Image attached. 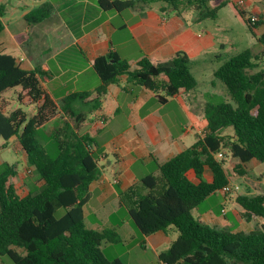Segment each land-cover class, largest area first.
<instances>
[{
    "label": "trees",
    "instance_id": "trees-1",
    "mask_svg": "<svg viewBox=\"0 0 264 264\" xmlns=\"http://www.w3.org/2000/svg\"><path fill=\"white\" fill-rule=\"evenodd\" d=\"M229 3L231 0H99L105 11L160 4L161 13L174 12L182 17L190 10L198 23L216 20ZM233 5L255 34L257 23L252 24L247 12ZM1 16L0 12V34L4 30ZM50 16V6L44 5L25 18L35 24ZM258 40L264 43V34ZM255 58L246 49L215 70L214 77L224 84L231 102H207L205 135L167 162L157 164L159 175L144 177L121 197V204L142 235L170 228L178 231L176 240L159 254L161 264H264V223L248 233L233 232L213 228L193 215L207 198L229 185L226 156L239 161L234 170L242 177L249 176L242 164L252 160L264 163V69L252 71L259 66ZM192 64L184 51L164 62L145 57L136 65L113 52L100 56L93 63L101 81L93 110L100 108L109 86L122 76L155 94L163 91L165 96L158 97L161 103L181 91H192L198 84ZM161 75L167 79L163 85L158 82ZM40 76L38 69L25 70L14 56L0 53V95L20 87L36 105L31 117L20 108L5 114L0 107V141L5 146L12 138L18 140L27 164L41 183L20 196L11 181L17 170L8 163L0 164V264L6 260L10 264H123L119 259L109 261L102 251L103 244L123 242L119 231L93 230L85 223L90 185L102 175L101 149L90 134L77 132L70 121L76 125L85 121L86 115L75 104L92 93H73L57 104L46 95ZM59 118L67 121L42 134ZM227 128L234 130V136L221 134ZM220 152L226 156L219 158ZM206 168L212 172L211 182L203 180ZM189 171L200 179L198 184L189 179ZM254 186L257 195H240L236 202L242 208V218L264 220V192L258 183ZM58 208L65 210L60 218L56 217Z\"/></svg>",
    "mask_w": 264,
    "mask_h": 264
},
{
    "label": "crops",
    "instance_id": "crops-1",
    "mask_svg": "<svg viewBox=\"0 0 264 264\" xmlns=\"http://www.w3.org/2000/svg\"><path fill=\"white\" fill-rule=\"evenodd\" d=\"M44 5L50 6L51 16L39 23H28L26 15ZM160 7V4L136 5L117 12L103 10L99 0H0L4 23V30L0 34V53L14 56L25 70L38 69L46 95L57 104L73 93H92L84 102L75 104L76 109L86 115L85 121L78 125L70 121L77 132L90 134L101 149L99 163L102 175L90 185L91 198L84 207L85 223L98 231L115 228L122 237V243L131 242L137 254H151L148 262L128 264H161L159 254L176 240L179 233L175 228H170L167 232L144 236L136 231L128 219L120 224L111 222L112 210L123 206L121 197L131 186L148 175H159L157 164H163L191 147L198 136L205 135L207 128L204 118L207 102H199L196 91H181L161 103L158 97L165 96L163 91L155 94L145 87L132 84L127 76L120 77L117 83L110 85L108 93L100 100V108L93 110V100L97 96L95 91L101 83L93 63L96 58L109 52L136 65L145 57L152 62H164L177 52L184 51L193 61L191 71L196 79L193 66L210 60L207 50L197 43L200 35L191 25L192 22L198 23L193 11H186L181 17L174 12L163 14ZM195 52L204 55L203 58L193 56ZM215 63L213 76L222 65L220 60ZM158 82L163 85L167 79L161 75ZM213 83L215 87L216 82ZM0 103L3 104V107L0 104L3 112L10 113L3 93ZM28 103L32 102L26 95L25 104ZM199 107L203 108L202 113ZM175 113L182 114L183 120L177 123ZM193 114L205 120L203 130L195 127L191 117ZM119 117L121 122L117 125L115 121ZM66 121V118H59L49 124L48 133ZM221 134L234 136V131L224 129ZM11 140L18 142L16 138ZM23 156L26 161V155ZM258 163L252 160L242 165L250 174ZM238 164L235 158L228 163L230 186L231 177L240 176L234 170ZM188 177L196 184L200 182L194 171H189ZM244 178L250 187L258 191L254 184H259V180H251V183L249 177ZM203 180H213L209 168L205 169ZM218 194L222 197L219 212L216 213L211 207L198 213L195 218L216 229L245 233L264 223L256 217L248 220L242 218V208L238 203L233 211L228 210V195ZM91 202L97 205L98 215L97 220L89 223L86 220V207ZM222 210H225V214ZM99 222L103 224H97ZM112 245L103 244L107 248ZM115 259L126 264L119 257Z\"/></svg>",
    "mask_w": 264,
    "mask_h": 264
},
{
    "label": "rangeland",
    "instance_id": "rangeland-1",
    "mask_svg": "<svg viewBox=\"0 0 264 264\" xmlns=\"http://www.w3.org/2000/svg\"><path fill=\"white\" fill-rule=\"evenodd\" d=\"M233 4H238V7L241 10L247 12V16L251 14L258 15L259 21L257 22V27L254 30L255 34L249 30L243 18L235 9ZM191 25L195 33L200 35L197 39V43L203 46L204 49L210 54V60L200 62L198 65L193 66V70L198 80L197 87L193 91H196L195 93L198 95V101L201 102L205 100L206 102H221L223 100H227L231 102L229 96L227 95V90L224 84L221 81L216 80L213 76L212 67L214 64H216V60H220L223 64L232 56H235L246 49H250L253 53V56H257V59L255 58L254 62L259 65L252 71L256 72L264 69V43L258 40L264 34V4L260 0H231V3L225 5L220 10L216 20H205L199 23L192 22ZM193 56H196L197 58H203L204 55L202 56L201 53L195 52L193 53ZM213 81L216 82L215 87L213 85ZM203 96H205V99ZM25 97L26 92L22 91L20 87L8 89L3 93V98L8 101L7 106L9 112L20 108L27 114L28 117H31L36 113V105L34 103L25 104ZM1 105V107H3V104ZM198 110H200L199 112L202 113L203 108L199 107ZM174 117L177 123L183 120L182 114L175 113ZM191 117L195 123V127L198 130H203V128L206 126V122L202 116L200 118L198 114H193ZM120 118L121 117L115 121V124L118 125L121 122ZM227 129L231 132L234 131L232 128ZM49 131L50 126L48 125L43 129L42 134H47ZM192 135L194 134L192 133ZM3 144L4 141L1 140L0 164L8 163L17 170L18 174L12 177L11 181L16 192L20 196H24L33 187L38 186L39 181H37L32 168L27 164V161H25L23 156L24 152L22 151L20 144L16 140L9 141L5 146H2ZM223 153L226 156V153ZM231 158V156H226V170H228L227 166ZM231 176L233 175L231 174ZM248 177L250 178L249 181L251 183V180H259V185L264 192V163H258L257 166L252 169V172ZM231 182L233 191L228 194L227 198V208L230 211H233V208L237 205L236 198L238 196H255L258 194V191L250 187L248 182L242 176H236L233 178L231 177ZM221 202L222 197L219 194L211 195L201 204V206H199L198 210L194 211V216L196 217L198 213H202L205 209L211 207L216 210V213H218ZM96 206L97 205L95 203L91 202L86 207V220L89 223L97 220L96 216L98 214L96 211ZM64 214L65 210L63 208L57 209V218H60ZM127 219L140 234L139 230L131 220L126 207L119 206L112 210L110 221L114 224L126 222ZM261 222H264V220L261 219ZM97 224L103 223L99 222ZM102 251H104V256H107L109 261H113L115 258L119 257L126 264H128V262L144 263L151 259L150 253L147 255L137 254L132 248L131 242L114 244L108 248L107 246H103ZM6 261V264H10L9 260Z\"/></svg>",
    "mask_w": 264,
    "mask_h": 264
},
{
    "label": "built area",
    "instance_id": "built-area-1",
    "mask_svg": "<svg viewBox=\"0 0 264 264\" xmlns=\"http://www.w3.org/2000/svg\"><path fill=\"white\" fill-rule=\"evenodd\" d=\"M240 4V3H239ZM238 5V4H237ZM249 17V20L251 21L252 24H256L258 21H259V17L258 15L256 14H251L248 16ZM224 153L223 152H220L218 154V157L219 158H222L224 157ZM233 190V188L230 186V185H227L225 187H223L219 192L222 193L223 195H228L231 191ZM223 214H225V210H222Z\"/></svg>",
    "mask_w": 264,
    "mask_h": 264
}]
</instances>
